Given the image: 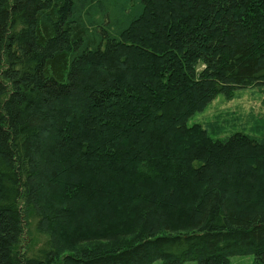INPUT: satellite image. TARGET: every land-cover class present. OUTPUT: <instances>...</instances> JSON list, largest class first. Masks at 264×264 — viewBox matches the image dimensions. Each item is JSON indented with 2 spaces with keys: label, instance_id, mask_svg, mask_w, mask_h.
<instances>
[{
  "label": "trees",
  "instance_id": "16d2710c",
  "mask_svg": "<svg viewBox=\"0 0 264 264\" xmlns=\"http://www.w3.org/2000/svg\"><path fill=\"white\" fill-rule=\"evenodd\" d=\"M256 87L264 0H0V264H264V141L187 124Z\"/></svg>",
  "mask_w": 264,
  "mask_h": 264
},
{
  "label": "rangeland",
  "instance_id": "374dc122",
  "mask_svg": "<svg viewBox=\"0 0 264 264\" xmlns=\"http://www.w3.org/2000/svg\"><path fill=\"white\" fill-rule=\"evenodd\" d=\"M188 126L200 125L208 131L209 136L217 141H225L235 133H243L258 141H264V88H248L237 90L233 97L228 98L224 94L218 95L208 107L196 113L187 122ZM74 232L70 228L62 227L56 231L59 241L69 239ZM32 228L31 243L33 254L44 241ZM254 256L236 257L230 264H252ZM155 264H162L161 261ZM185 264H198L187 262Z\"/></svg>",
  "mask_w": 264,
  "mask_h": 264
}]
</instances>
